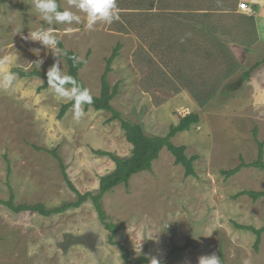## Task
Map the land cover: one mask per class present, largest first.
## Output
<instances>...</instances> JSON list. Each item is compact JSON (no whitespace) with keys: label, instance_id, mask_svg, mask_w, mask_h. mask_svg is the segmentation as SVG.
Here are the masks:
<instances>
[{"label":"rangeland","instance_id":"374dc122","mask_svg":"<svg viewBox=\"0 0 264 264\" xmlns=\"http://www.w3.org/2000/svg\"><path fill=\"white\" fill-rule=\"evenodd\" d=\"M59 2L81 16L79 24L53 27L66 50L86 59L79 76L92 96L99 94L106 60L120 44L108 80L119 86L112 106L123 118L141 124L149 136H165L187 114L200 118L172 139L186 147L188 157H198L194 177L185 178L163 149L150 172L103 196L107 221L119 226L115 242L133 262L156 258L161 264H198L203 255H218L221 246L226 264H264V234L255 251V235L235 227H264V197L234 198L240 192H264V171L244 168L229 179L221 174L240 159L256 160L254 130L264 162V64L249 80L241 79L264 55L252 51L243 59L256 37L251 24L239 17L238 4L245 2L117 0L120 19L98 22L94 30L85 28L86 15L72 8L71 0ZM43 23L32 0H0V58L11 61L0 65V78L9 70L47 72L56 62L39 42L23 39ZM202 27L212 30L213 38ZM35 49L45 58L40 69L31 64L38 59ZM229 57L238 65L231 79L226 78ZM60 63L66 72L62 56ZM42 81L18 75L13 92L0 87V200L9 197L8 182L15 204L52 209L75 202L76 195L45 150L57 149L80 193L95 194L99 178L114 169L109 157L96 152L123 159L131 146L119 121L107 124V112L83 107L85 114L76 120L73 107L58 120L60 107L69 101L49 87L41 90ZM107 239L91 201L50 217L0 205V264H125L121 250ZM183 247L166 260L173 248Z\"/></svg>","mask_w":264,"mask_h":264},{"label":"trees","instance_id":"16d2710c","mask_svg":"<svg viewBox=\"0 0 264 264\" xmlns=\"http://www.w3.org/2000/svg\"><path fill=\"white\" fill-rule=\"evenodd\" d=\"M58 4L60 5L59 0H57ZM61 8V5H60ZM61 10H63L61 8ZM206 15V14H203ZM244 20H247L252 28H254V21L252 17L249 16H241ZM209 28L202 27L201 31L206 32L205 36H209L213 38L212 30L209 32ZM217 48H222V45L218 43L215 39ZM59 46L62 49H65L62 43L60 42ZM121 45L117 44L113 49L110 57L106 60V66L104 72L100 78V90L97 96L93 97V102L91 105H84L83 107L85 110L93 109L96 112H107L110 114V117L107 119V124L112 123L114 121H119L120 128L123 131L124 138L126 142L131 146L129 156L126 158H118L116 155L107 152H96L97 155L100 156H107L114 162V169L99 178L98 189L95 194L93 193H80L69 180V177L66 173V167L63 165V161L58 154L57 149L52 150H45L48 154L54 158L61 170V174L63 177L64 182L67 185V188L76 195V201L73 203L66 204L61 207H56L52 209H48L44 204H15L14 200V193L12 188L7 182V186L9 189V197L7 200H0V205L5 206L9 210L14 213H33L38 214L43 217H50L53 215H59L65 213L69 209H78L80 208L85 202L91 201L93 208L97 214V217L104 228L108 231V243L110 245L117 246L122 253V259L125 264H150L145 258H139L137 261L133 262L129 259L128 251L125 250L119 243L115 242V236L119 229V226L114 225L107 221V216L105 211L102 207V198L103 196L111 191L112 189L124 185L127 186L129 184L130 179L142 172H150L152 169V164L155 160L158 159L161 151L166 149L174 158V165L181 166L183 168L184 177H194L195 170H194V162L198 159L197 156L188 157L186 155V147L184 145L176 146L172 143V139L179 133L188 132L192 129L193 126H196L199 121V115L195 113L187 114L184 117H181L176 125L170 126L167 134L165 136H149L144 132V129L141 124L133 122L131 120L125 119L122 117L121 113L115 110L112 106L113 99L117 96L119 92L118 84L113 86L110 85L108 76L111 73V65L115 61V59L119 55V51L121 49ZM66 50V49H65ZM67 55L62 56L65 65H66V73L74 76L81 84L85 87L82 79L79 76L80 70L86 63V59L82 60L79 63L74 64L73 61L69 58L71 56H77L76 53L66 50ZM223 57H226V53L224 50L221 49L220 52ZM264 64V59L257 61L253 66L248 68L242 73L241 79L242 81L249 80L252 73ZM238 69V65L233 61L231 57H229V66L226 72V78L231 79L235 76ZM17 72L21 77H37L44 81L43 85L41 86V90L47 89V78L46 72H38V71H31V72H24L22 70H13ZM201 106H204V102L201 103ZM73 108L72 102H67L60 107L59 113L57 115V119L61 120L66 113ZM253 138L257 144V158L255 161L247 164L242 159H240V163L233 169H229L226 171H222L221 174L225 177V179H229L235 176L244 168H255L260 171H264V162H263V144L258 142L256 139V132L253 131ZM40 150V149H39ZM243 195H247L251 197L253 201L258 200L261 197H264V192H240L234 196L235 199L241 197ZM235 227L241 230L250 231L255 235V242H254V250L258 251L261 237L264 234V227L260 229H255L250 226H241L235 224ZM186 247L183 248H173L166 257V260L170 259L176 253L185 250ZM218 256L221 258V264H226L223 249L220 246L218 249Z\"/></svg>","mask_w":264,"mask_h":264},{"label":"clouds","instance_id":"9594fccd","mask_svg":"<svg viewBox=\"0 0 264 264\" xmlns=\"http://www.w3.org/2000/svg\"><path fill=\"white\" fill-rule=\"evenodd\" d=\"M32 3L44 23L40 24L35 30H31L23 39L39 42L58 58L46 72L47 85L58 97L73 103L74 119L79 120L85 114L83 106L91 105L93 97L88 88L61 68L60 57L66 56L67 51L59 46L60 41L55 34L56 29L53 25H71L73 22L79 24L81 23V16L72 11L71 8L61 10L57 0H32ZM71 7L86 15L85 28L87 30H94V26L98 22L111 24L120 19L117 0H71ZM68 30L71 31L70 28ZM33 51L38 59L31 62V64L40 69L45 58L40 56L39 49ZM69 58L74 64L81 62L82 59L78 56ZM9 63L11 61L8 57L0 58V65ZM17 79L18 73L9 70L3 73L2 78H0V87L8 92H13ZM150 264H161V261L152 258ZM198 264H221V258L216 253L203 255L199 257Z\"/></svg>","mask_w":264,"mask_h":264},{"label":"crops","instance_id":"0c3cea01","mask_svg":"<svg viewBox=\"0 0 264 264\" xmlns=\"http://www.w3.org/2000/svg\"><path fill=\"white\" fill-rule=\"evenodd\" d=\"M249 7L252 8L254 11V15L250 16L247 14H244L242 12H239L241 16H249L253 18L254 21V32H255V41L251 45V47L245 48L244 52V60H247V56L252 51H262L264 52V0H243ZM152 5V4H150ZM261 19L260 21H263V23L257 24V20ZM245 21V20H244ZM247 21V20H246ZM262 32V33H261ZM262 59H264V55L262 56ZM260 59V60H262ZM255 64V63H254ZM253 66V65H252ZM263 67V64L260 66V68ZM259 68V67H258Z\"/></svg>","mask_w":264,"mask_h":264},{"label":"built area","instance_id":"2783aa9c","mask_svg":"<svg viewBox=\"0 0 264 264\" xmlns=\"http://www.w3.org/2000/svg\"><path fill=\"white\" fill-rule=\"evenodd\" d=\"M238 10L244 14H247V15H254V11L252 10L251 7H249L246 3H240L238 4Z\"/></svg>","mask_w":264,"mask_h":264}]
</instances>
